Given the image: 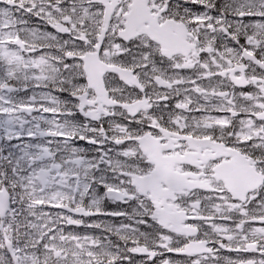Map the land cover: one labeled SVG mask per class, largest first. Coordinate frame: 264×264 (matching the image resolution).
Segmentation results:
<instances>
[{
	"label": "snow or ice",
	"instance_id": "obj_1",
	"mask_svg": "<svg viewBox=\"0 0 264 264\" xmlns=\"http://www.w3.org/2000/svg\"><path fill=\"white\" fill-rule=\"evenodd\" d=\"M0 264H264V0H0Z\"/></svg>",
	"mask_w": 264,
	"mask_h": 264
}]
</instances>
